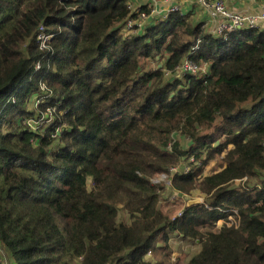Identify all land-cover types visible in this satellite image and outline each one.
Returning <instances> with one entry per match:
<instances>
[{"label":"trees","instance_id":"trees-1","mask_svg":"<svg viewBox=\"0 0 264 264\" xmlns=\"http://www.w3.org/2000/svg\"><path fill=\"white\" fill-rule=\"evenodd\" d=\"M150 18L131 0H0V264H167L173 237L197 245L186 264H264V28ZM189 158L171 191L208 198L177 213L150 179Z\"/></svg>","mask_w":264,"mask_h":264},{"label":"rangeland","instance_id":"rangeland-1","mask_svg":"<svg viewBox=\"0 0 264 264\" xmlns=\"http://www.w3.org/2000/svg\"><path fill=\"white\" fill-rule=\"evenodd\" d=\"M178 10H179V12H181V10L179 8H178ZM181 13L184 15L188 14V13H184V12H181ZM193 22H196V21L193 20ZM215 28H216V26H215ZM162 61L163 60H161V59L160 60L156 59L153 62L147 61V62H145L146 63L145 69L148 70V69L153 68V67L155 68L157 64H158V66L161 65ZM174 138L175 139H173L171 141L170 145L168 146L169 148H171L174 144H177L178 146L181 147V149L183 151L188 150L189 143L186 140L181 139L179 136H175ZM224 153L215 155L214 158L204 167L203 173L206 175H211L214 172L220 171L224 165V161H223ZM204 156H203V158H204ZM191 160L192 159L189 158V160L187 161V164L183 163L181 166H179L175 170V172L170 171V173H168V174L156 175L150 179L152 185H155V186L161 188V193H162L161 196L163 199L162 205L165 206V208L172 205L170 207V209L171 210L174 209V210L178 211L177 213L182 211L186 206H190V205L195 204V203H203V201L207 200V198H208V196L202 195L200 193L198 186H196V187L192 188L191 190H189L186 194L182 195L180 198L171 199V197L174 194H177L176 192L171 191V188H170V185H171L170 181H171L172 176L175 175L176 173H180V175L187 173L189 171V169H191L196 162L193 159L192 162L193 161L194 162L191 164ZM256 183L258 184L257 180H250V179L237 180L231 184L230 188L232 187V189H236L239 187H244L246 184L256 185ZM89 189L90 188L88 187V190ZM118 218H119V220H127V216L121 211L118 214ZM219 226H220V224H217V227H219ZM167 246H168V249L170 251V255L166 258L167 264H186L188 262V260L197 251L196 243L181 240L178 237L171 238ZM147 257H150V255L148 254ZM6 264H8V263H6Z\"/></svg>","mask_w":264,"mask_h":264},{"label":"built area","instance_id":"built-area-1","mask_svg":"<svg viewBox=\"0 0 264 264\" xmlns=\"http://www.w3.org/2000/svg\"><path fill=\"white\" fill-rule=\"evenodd\" d=\"M168 2V0H165ZM199 6L204 9L212 18H217V25L214 30L215 35H225L231 33L235 30L242 28H254L259 27L260 24L264 23V3L260 2V15H244L239 12L233 11L226 6L225 0H198ZM178 7L176 5H170L166 12L170 13L177 11ZM156 12L155 9L151 7V15ZM146 14L140 15V20L147 19ZM134 25L133 21H128L126 24L125 31H129L130 28ZM44 40H48L50 37H42ZM197 71L196 66L192 63L191 60L187 59L184 61L181 67V72L183 73H195ZM192 159V158H190ZM193 160V159H192ZM191 160V162H192ZM176 169H171L170 171L175 172ZM171 199H177V195L174 194ZM209 211H212V208L206 207ZM220 213L226 215V218L217 222L218 224L224 223L226 227L238 226L239 216L235 210H221L216 208Z\"/></svg>","mask_w":264,"mask_h":264},{"label":"crops","instance_id":"crops-1","mask_svg":"<svg viewBox=\"0 0 264 264\" xmlns=\"http://www.w3.org/2000/svg\"><path fill=\"white\" fill-rule=\"evenodd\" d=\"M131 3L135 8L140 5H151L156 12L151 15L149 21L165 15L170 5H176L181 12L188 13L191 19L204 23V30L209 35L215 36L214 30L217 25V18H212L202 9L198 4V0H168V2L165 0H131ZM225 3L229 9L244 15L255 16L261 13L260 1L258 0H225ZM260 27L264 28V24H260Z\"/></svg>","mask_w":264,"mask_h":264}]
</instances>
